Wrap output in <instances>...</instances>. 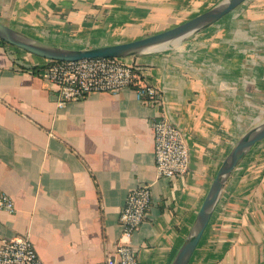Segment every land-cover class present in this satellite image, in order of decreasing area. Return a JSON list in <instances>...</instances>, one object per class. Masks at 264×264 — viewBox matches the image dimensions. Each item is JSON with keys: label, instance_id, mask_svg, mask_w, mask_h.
<instances>
[{"label": "crops", "instance_id": "0c3cea01", "mask_svg": "<svg viewBox=\"0 0 264 264\" xmlns=\"http://www.w3.org/2000/svg\"><path fill=\"white\" fill-rule=\"evenodd\" d=\"M221 0H0V22L43 43L85 49L171 28ZM155 86L63 106L39 77L44 58L0 40V238L26 235L43 264H99L121 233L127 192L149 185L130 243L138 264H170L234 142L264 120V0H245L199 32L124 57ZM36 68V69H35ZM190 149L188 172L155 168L152 122ZM187 264H264V139L232 170Z\"/></svg>", "mask_w": 264, "mask_h": 264}, {"label": "built area", "instance_id": "2783aa9c", "mask_svg": "<svg viewBox=\"0 0 264 264\" xmlns=\"http://www.w3.org/2000/svg\"><path fill=\"white\" fill-rule=\"evenodd\" d=\"M138 67L124 57H95L75 61L44 59L39 77L53 86L55 102L63 106L69 101L85 98L93 92L116 93L132 87L142 104L158 106V89L138 74ZM156 172L168 179L188 172L190 149L180 128L165 117L152 122ZM151 203L149 185L141 184L127 192L118 221L120 237L112 252L99 264H138L136 250L130 243L133 232L141 223ZM0 210L14 212L12 199L0 188ZM0 264H43L28 236L0 238Z\"/></svg>", "mask_w": 264, "mask_h": 264}, {"label": "water", "instance_id": "95a60500", "mask_svg": "<svg viewBox=\"0 0 264 264\" xmlns=\"http://www.w3.org/2000/svg\"><path fill=\"white\" fill-rule=\"evenodd\" d=\"M245 0H221L214 6L165 30L135 40L73 49L43 43L0 22V40L44 59L75 61L95 57H126L167 45L199 32L233 11ZM264 139V120L246 130L233 144L222 160L192 225L170 264H187L195 250L217 204L222 189L232 170L252 146Z\"/></svg>", "mask_w": 264, "mask_h": 264}, {"label": "rangeland", "instance_id": "374dc122", "mask_svg": "<svg viewBox=\"0 0 264 264\" xmlns=\"http://www.w3.org/2000/svg\"><path fill=\"white\" fill-rule=\"evenodd\" d=\"M242 5V4H241ZM236 9V8H235Z\"/></svg>", "mask_w": 264, "mask_h": 264}, {"label": "trees", "instance_id": "16d2710c", "mask_svg": "<svg viewBox=\"0 0 264 264\" xmlns=\"http://www.w3.org/2000/svg\"><path fill=\"white\" fill-rule=\"evenodd\" d=\"M36 69V68H35Z\"/></svg>", "mask_w": 264, "mask_h": 264}]
</instances>
